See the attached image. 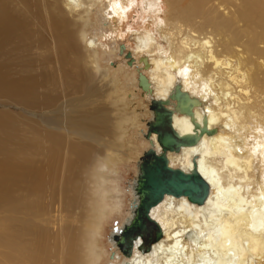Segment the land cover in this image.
<instances>
[{"label":"bare ground","instance_id":"obj_1","mask_svg":"<svg viewBox=\"0 0 264 264\" xmlns=\"http://www.w3.org/2000/svg\"><path fill=\"white\" fill-rule=\"evenodd\" d=\"M215 1L228 8V0H0V264L101 262L99 239L118 205L108 170L119 156L105 137L125 132L117 101L138 77L120 96L110 92L117 83L110 91L99 84L98 41L86 32L93 5L121 20L120 37L133 35L135 64L150 85L149 122L152 101L170 99L173 108L179 87L200 101L199 126L175 112L174 128L206 130L166 152L169 167L208 183L205 202L165 193L149 210L145 239L125 254L118 240L140 204L144 153L130 215L110 236L112 264H264V0H229L236 10L228 15ZM241 21L252 29L244 45L227 33ZM149 122L141 143L161 155Z\"/></svg>","mask_w":264,"mask_h":264},{"label":"rangeland","instance_id":"obj_2","mask_svg":"<svg viewBox=\"0 0 264 264\" xmlns=\"http://www.w3.org/2000/svg\"><path fill=\"white\" fill-rule=\"evenodd\" d=\"M214 4L217 6L218 12L222 15H228L229 12L232 14L236 10L235 4H230L229 0L228 8L226 9L223 6L219 7L218 1H215ZM104 8V5H93V7L89 9L92 24L89 25L90 27H87L88 29L86 31L89 37L96 38V43L98 41L96 46L98 49L100 68L98 69V73L95 69L94 71L97 74L99 84L103 86L104 91H110L109 89L117 83L118 88L110 92L120 96V94L125 92L123 87L129 86L133 77H138V87L136 85L135 87L134 85L133 87L129 86L131 89L128 90V94H126V96L121 95V98L117 101V105L120 104V106L118 108L119 111L115 114V122L121 125V127L125 129V132L121 133L118 139L111 138L110 136L105 137L106 142L108 141L109 152L115 153V156H119V158L114 161L116 164L114 168L108 170L110 171L109 179H111V186L115 188L111 187V189L115 190L113 193L114 196H117H115L114 201L115 203L117 202L116 204L118 205L108 216L99 239L102 247L100 264H112L116 249L111 245L110 236L118 226L124 223V219L130 215V205L132 201L130 186L137 176L140 157L144 155L148 148V145H143L141 143L144 138L141 132L144 130V127H146V122H149L151 119L148 112V100L143 98L144 92L146 91L140 85V74L142 73L146 76L145 72L147 73V71L139 70L138 66L135 64L137 62L135 60L136 42H134L133 35L130 33L126 34L125 37H120L118 35L119 31L117 32L114 28H116V26L121 28V20L117 21L114 18H107L105 12L106 8ZM163 15V11H161V16ZM248 26L251 25L245 21H241L239 25H233L227 33L239 34V38L241 39L240 43L244 45L245 41H248L246 30H252ZM219 38L221 37L217 36L216 39L218 40ZM241 44L238 45H240V48H243ZM166 46L169 47V44ZM259 47L264 48V43H261ZM138 88L139 90H137ZM115 90L119 93L116 92V94ZM74 96V94H67L66 99H71ZM122 96H124V98ZM122 98L124 101H122ZM134 117H136V122H133V120L135 121ZM118 129L119 127L117 126V130ZM97 146L102 152L106 151L104 145L103 148H101V145ZM106 159L107 158H105V161ZM174 165L177 164L175 163Z\"/></svg>","mask_w":264,"mask_h":264},{"label":"water","instance_id":"obj_3","mask_svg":"<svg viewBox=\"0 0 264 264\" xmlns=\"http://www.w3.org/2000/svg\"><path fill=\"white\" fill-rule=\"evenodd\" d=\"M140 85L144 90L150 88L149 80L142 73L140 74ZM171 98L176 101L173 108L168 107L171 104L170 99L152 101V109L155 112V116L149 122L147 137H150L153 131L156 132L163 153L155 155L154 152L156 151L154 148L147 150L144 161L140 165L141 174L136 188L140 195V204L135 218L131 224L125 226L123 234L118 240L119 246L127 255L132 253L135 239L140 236L145 239L144 231L148 227L149 210L163 199L165 193H174L176 195L187 194L191 200L203 203L210 191L208 183L199 173L195 171L191 174L185 173L168 165L166 157L168 150L178 151L185 145L195 144L206 131L204 128L197 134H179L173 125L174 113L179 112L190 115L195 126L198 127L199 124L195 118L193 109L200 101L197 98L191 97L179 87L172 93ZM214 131L211 130V132ZM160 237L161 231L159 230L156 239Z\"/></svg>","mask_w":264,"mask_h":264}]
</instances>
